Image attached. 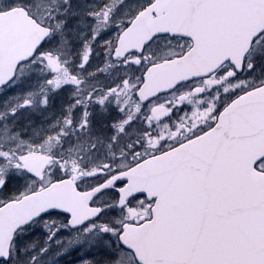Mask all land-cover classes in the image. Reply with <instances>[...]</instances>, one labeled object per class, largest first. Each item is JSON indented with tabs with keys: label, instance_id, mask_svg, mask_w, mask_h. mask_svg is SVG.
I'll list each match as a JSON object with an SVG mask.
<instances>
[{
	"label": "water",
	"instance_id": "water-1",
	"mask_svg": "<svg viewBox=\"0 0 264 264\" xmlns=\"http://www.w3.org/2000/svg\"><path fill=\"white\" fill-rule=\"evenodd\" d=\"M196 5L197 0H156L122 35L115 57L142 48L160 34L190 37L199 44L181 58L151 67L139 91L141 101L206 75L228 59L242 60L264 33V0H248L243 32L216 37L207 45L202 28L190 26L201 21L194 18ZM49 34L24 10L0 13V87L12 81L19 64L32 59ZM260 119L262 124L256 122ZM243 122L242 127L247 120ZM247 125L248 143L243 148L219 145L218 135L232 129L219 125L90 190L79 191L66 178L5 203L0 207V260H8L15 233L35 219L61 212L69 215L73 229L79 228L100 216L101 208L92 206L98 194L127 182L118 189L120 206L135 195L155 199L152 219L126 224L120 236L141 264H264V173L254 168L264 157V86L248 93ZM24 163L37 178L48 167L41 157H29Z\"/></svg>",
	"mask_w": 264,
	"mask_h": 264
},
{
	"label": "flooded vegetation",
	"instance_id": "flooded-vegetation-1",
	"mask_svg": "<svg viewBox=\"0 0 264 264\" xmlns=\"http://www.w3.org/2000/svg\"><path fill=\"white\" fill-rule=\"evenodd\" d=\"M154 1L148 0L145 3H141V0L90 1L88 6L90 39H87L89 48L86 51L90 59L86 61L85 75L78 77L79 80L76 81L73 90L79 99V107L87 109L90 123L99 122L97 127L85 122L84 132H80L84 135L91 134L95 127L96 136L90 145L92 147L100 145L130 151L150 146L162 150L178 145L185 139L194 138L211 130L235 100L248 94V91L264 85V63L258 61L248 63L247 55L241 67L231 60L223 62L212 73L184 82L172 91L160 94L148 102H141L138 91L144 83L147 69L181 57L194 47L192 38L164 34L156 36L143 48L128 51L125 56H114L122 35L131 27L137 16ZM197 2L198 16L202 20L200 33L207 37L223 35L224 27L225 31L229 28L224 34L230 35L234 32L230 25L231 19L248 18V0H197ZM33 3L34 0H0V13L16 8L30 12ZM212 26L216 30H210ZM52 33L54 34L53 28ZM97 139L100 141L95 142ZM262 162L264 160L257 166ZM101 207L104 208L102 205ZM52 215L54 213L43 216L21 232L29 233L33 225L45 221ZM105 225L108 227L107 223ZM106 226H102L104 232L107 231ZM41 242V239L26 240L27 250L25 259L21 258V264L40 263L45 258L50 260L57 253L65 251L62 247H56V241L52 239L43 249L37 248L42 245ZM15 246L14 242L10 260L15 252ZM31 247L38 250H32ZM69 247L66 246L64 255L72 257L73 250ZM113 248L124 249L116 245H113Z\"/></svg>",
	"mask_w": 264,
	"mask_h": 264
},
{
	"label": "rangeland",
	"instance_id": "rangeland-1",
	"mask_svg": "<svg viewBox=\"0 0 264 264\" xmlns=\"http://www.w3.org/2000/svg\"><path fill=\"white\" fill-rule=\"evenodd\" d=\"M90 1L34 0L30 6V13L39 21L53 27L54 34L44 45L41 56L35 59L33 64L23 68L20 79L15 84L0 89V194L7 189L8 195L0 196V204L48 185L57 170H61V174L75 173L76 177L80 178L82 173L78 175L76 173L78 170L96 168L106 158L103 156L104 159L92 161L96 149H85L87 152L81 154L80 150L83 148L77 147L83 142L70 141L66 145V142L61 140L68 139L67 133L75 130L74 126L85 125L84 111L87 109L83 107L77 109L73 86L85 75L86 61L90 59L86 52L89 48L87 39H90V24L88 25ZM141 1L145 3L148 0ZM254 53V57L264 58V37L257 43ZM53 103L57 104V108H50ZM63 150L69 153L65 157V163L60 157ZM99 150L102 153L107 152L103 147H99ZM153 150L154 147L151 146L142 148L141 154L136 156L132 151L123 152L122 155L130 153L132 157L123 158L117 163L107 160L101 171L100 166L97 167L94 179L104 177L105 173L109 174L113 170L127 168L132 162L143 157L141 156L143 153L147 154ZM40 155L49 159L50 168L37 181L26 171L23 160L29 156ZM261 167L264 168V162ZM83 184L87 186L86 183ZM110 193L113 197H110ZM114 193L108 192L98 199V203L105 207L104 218L81 231H71L65 223V217L52 215L45 221L33 225L29 233L18 234L15 252L9 264H20L21 258L25 259L27 239H41L42 245L37 247L40 249H43L51 239L56 241V247L65 249L64 252L67 250L66 246L74 245L75 247L69 248L72 250L77 248V253L82 255L81 257L75 255V258L77 256L75 259L73 255L65 256L61 251L50 260L45 258L43 262L32 264H133L128 251L114 249L108 242L111 244L117 242L118 228L123 223L149 219L152 203L138 197L125 208L117 209L115 207L117 196ZM105 223L110 226L107 227ZM102 226H106L107 233L104 234L106 239L97 235L101 234L98 229H102ZM37 248L31 247L35 251ZM93 251L96 253H92ZM72 253L75 254L74 251ZM51 256L50 253L49 257Z\"/></svg>",
	"mask_w": 264,
	"mask_h": 264
},
{
	"label": "trees",
	"instance_id": "trees-1",
	"mask_svg": "<svg viewBox=\"0 0 264 264\" xmlns=\"http://www.w3.org/2000/svg\"><path fill=\"white\" fill-rule=\"evenodd\" d=\"M80 152H81V154L86 153V152H84L83 150H80ZM90 152H91V151H90ZM68 154H69V153H67L66 151H63L62 155L60 156V157H61V160H62L63 163H65V161H66V160H65V157H67ZM70 176H71V173L61 174V170H57V171L53 174L52 178H53V180H57V179H59V178H61V177H70ZM39 183H40V182H39ZM1 194H3L4 197H7V196H8V195H7V189L3 190V192H1Z\"/></svg>",
	"mask_w": 264,
	"mask_h": 264
}]
</instances>
